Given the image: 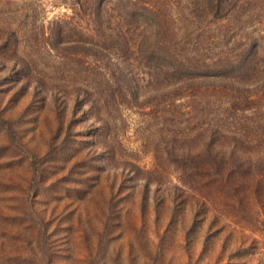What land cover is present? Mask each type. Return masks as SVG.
<instances>
[{"label": "rangeland", "instance_id": "374dc122", "mask_svg": "<svg viewBox=\"0 0 264 264\" xmlns=\"http://www.w3.org/2000/svg\"><path fill=\"white\" fill-rule=\"evenodd\" d=\"M39 1L43 25L69 15L63 4ZM35 2L0 0V25L14 21L27 29ZM152 2L165 12L163 35L187 57L208 63L235 59L251 41L252 58L227 77L204 80L209 92L194 110L182 91L170 100L172 112L161 114L148 96L122 95L115 84L107 110L112 138L97 135L100 125L84 115L85 103L68 97L62 105L52 94L44 99L37 86L15 80L10 62L6 69L0 62V264H264V221H255L262 216L252 202L211 223L209 206L203 210L192 198L182 202L174 177L147 172L181 157H254L257 135L264 136V0L243 3L246 14L231 37L210 16L198 21L188 14L185 0ZM114 15L129 30L127 48L113 46L111 66L119 62L139 91L148 71L143 33L134 30L126 7ZM195 26L202 34L193 46ZM43 62L55 65L44 54L41 67ZM77 65L67 62L65 69H71H63L61 78L85 79ZM43 71L54 74L52 68ZM168 147L176 155L165 153Z\"/></svg>", "mask_w": 264, "mask_h": 264}, {"label": "trees", "instance_id": "16d2710c", "mask_svg": "<svg viewBox=\"0 0 264 264\" xmlns=\"http://www.w3.org/2000/svg\"><path fill=\"white\" fill-rule=\"evenodd\" d=\"M185 1L189 5L188 14L194 15L198 21L206 15L210 16L209 21L225 27L227 33L231 32L230 37L238 32L236 22L246 14V8H243L246 0ZM51 3L65 5L70 11L69 15L54 16L43 25L40 21L41 1L36 0L29 10L27 29L24 24L20 25L14 21L0 25V62L4 69L10 62V72L16 76L15 80L26 82L27 88L31 84L37 86L40 93L44 94V99L52 94L53 98H62V105L68 97L85 103L87 109L84 115L91 116L100 125L97 135L104 138L114 136L112 129L107 127L110 124L107 110L115 84L116 87L119 84L118 87L124 90L122 95L148 96L150 102H155L156 110L161 114L168 110L172 112L170 100L182 91L183 96L188 97L189 110H194L195 101L202 100L204 96L201 95L205 92L208 95L209 85L202 84L204 80L227 77L232 68L247 62L254 54V48H251L253 44L248 41L242 44L239 57L235 59H219L208 63L193 56L187 57L184 48L174 47L175 41L163 35L165 12L152 0H51ZM123 7L133 15L134 30L143 33L142 43L146 49L143 52V63L148 71L146 81L139 91L138 84L132 82V76L121 68L119 62L118 66L116 64V68L112 69V66H115L111 53L113 46L117 47L119 52L128 46L125 40V33L129 30L128 24L114 15V11ZM194 29L196 34L191 40L193 46H196L201 42L202 32L198 33L200 26H195ZM68 33H75L77 37L72 39ZM114 38H119L120 42L116 44L118 41ZM186 40H182L183 43L191 44V41ZM42 54L55 65L48 67V64L43 62L41 67ZM69 61L79 64L77 66L85 73V79L64 81L61 78V71ZM44 68H52L54 74L48 76V71L44 72ZM114 71H118V74L115 75ZM124 71L128 82L126 80L123 88L120 80L125 81ZM151 71L156 76L150 77ZM51 78H56V81L49 83L48 79ZM65 109L64 105L62 116ZM257 139L259 140L254 146V157L242 158L237 154L234 158L232 153L225 158L211 160L208 157L204 161L181 157L172 159L169 164H155V168L147 172L156 173L155 175L162 178L168 175L174 177L179 185L182 202L186 201L185 198H192L203 210L205 205L209 206L207 211H211V223L216 224L220 220V214L225 216V212L229 213L233 208L252 202L256 207V214L262 216L255 221L261 224L264 221V136L260 138L258 134ZM109 152L111 153L110 150ZM165 153L174 156L177 152L173 147H168ZM147 172V180L152 181V175ZM154 180L155 183L158 182V179ZM160 184H163L162 180Z\"/></svg>", "mask_w": 264, "mask_h": 264}]
</instances>
